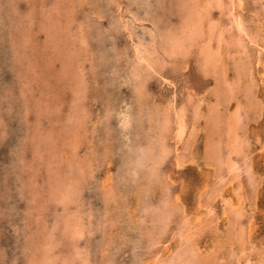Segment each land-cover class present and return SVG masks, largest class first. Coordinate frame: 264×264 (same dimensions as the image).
<instances>
[{
  "label": "rangeland",
  "instance_id": "1",
  "mask_svg": "<svg viewBox=\"0 0 264 264\" xmlns=\"http://www.w3.org/2000/svg\"><path fill=\"white\" fill-rule=\"evenodd\" d=\"M13 1H16V2H13ZM85 1L86 0H75L74 3L68 2L66 4V6L67 7H68V5L70 6L69 11H67L69 18H68V20H66L67 18L65 19V17L61 13L58 14L57 12H55L54 0H0V264H25V263L27 264V257L29 255V253H27V250L24 249L25 243L27 241L38 242L39 239L41 238L39 233L40 232L42 233L41 228H40L42 226L41 223L44 222L45 219H47L45 222L47 223V225L50 226L52 224L51 223L52 220L55 218L54 214H56L57 218H59L60 215L63 213V211L61 210V206L54 205V203H51L50 200L47 199L48 198V185H47L48 179H46V175L48 174V172H50L52 174L53 171H56L58 169H63V170L67 171V168L71 166L70 160L72 158H74L73 157L74 155L72 154V150H71V147H72L71 145H75V150L77 152L76 158L78 157V159L81 160V162L83 164H85V168H87V170H84V171L82 170L83 175H79L81 177V179H80L81 183L80 184H82V190H81L82 192L80 194V197L78 198L77 204H71L69 206V209H71V208L75 209L76 206H78L83 211L84 210L86 211V213L84 211V214H82V216L84 215L83 220H85V222L86 221L88 222V227H89V229H92V230L89 231V234L87 233L86 236H83V237H85V239L83 237H81L78 244L80 245L81 248L83 245L87 246L89 248L88 249V257L91 259L90 264H131L134 261V258L138 257L139 255L142 254V258L145 256V254H143L145 247H143L142 243L138 244V242H136V241H138V237H139V234L137 235L139 229L137 228V226H135L137 223H136V218L134 216V213L136 210L135 205L137 206V202L140 203L141 200L139 201L138 195L136 194L137 189L133 188L134 187V184H133L134 183L133 182L134 177L128 173H125L126 177L122 180L120 178L118 179V177H117V174H122L124 172L123 168H125V162H124L125 159H123V158H125V156H127L125 153L127 151L128 145H132L133 143H136V142L143 140L146 132L148 131L147 130V121H145L146 115L143 112V109H140L138 107L139 106V101H138L139 93H137L134 90V86L132 85L133 83L130 84L131 82H129L128 79H127L128 81L126 80V74H125L126 70L124 71V69H126V67L129 66V65H127L128 63H126V65H125V62H126L125 60L127 59L126 57L130 56L129 58L132 59L133 55H134V54H132V51L134 53L133 45H132V44H134V42L130 37H128V31H127L128 28H127V30L125 29L126 27H125V22H124L125 20L124 19L129 20L130 26L133 25V29L135 27V29H136L135 32L143 33L144 37L146 38L148 35H147L145 30L150 29L149 27L153 28L154 30L165 29V28H168L170 26H171L170 28H175L173 25H176V22L180 19V16L182 15L181 13H183V11H184V6L187 5V1H186V3L184 0H136V1L135 0H129V1L128 0H123V1L122 0H97V1L95 0V2H94V0H92V2H94V3H92L91 0H87L86 2ZM88 1H89V3H88ZM110 1L115 2V4H116L115 10L110 8ZM96 2H100V3H96ZM101 2H102V5H100ZM128 2H130L131 5ZM132 2H134V3H132ZM137 2L139 3V5L137 4ZM155 2H157V3L154 5ZM121 3L123 6L119 5ZM125 3H127V6ZM145 4H147V6H149V5H152V6L147 7V6H145ZM99 5L100 6L104 5V7L102 8L103 9L102 12L104 14L101 12L104 16L101 14V17L99 19H97L93 13V10L98 9L97 7ZM141 5H143V6H141ZM153 5L155 7H153ZM118 6L121 8H119ZM242 6L244 8L243 13L245 12L244 15H246L245 17H246V21L248 22V27H249V29H251L254 32V28H255L256 23H254L253 20L255 21V20L259 19V17H260V19L263 18L264 8H262V9L260 8L259 2L257 0H246V1L244 0ZM93 7H95V8L93 9ZM117 7H118V9H117ZM150 7L152 10L150 9ZM157 7H158V9H157ZM161 7H162V9H159ZM129 8L132 10H129ZM259 8H260V10H259ZM119 9H120V11H119ZM133 9H135V10H133ZM147 9H149L150 11ZM170 9L173 12H171ZM111 10H112V13H110ZM122 10L125 11V13H123ZM167 10H168V12H167ZM129 11H131V12H129ZM139 11H140V13H139ZM151 11H153V12H151ZM159 11H162V12H159ZM217 11L218 10H215V9L212 11L213 12L212 17L216 18L217 15L219 14V18L221 17V20H225L226 19L225 18L226 12L224 11L225 13L222 14L220 12V10L218 11V13H216ZM113 12H114V15H113ZM133 12L135 13V15ZM49 13H50V15H49L50 17L47 16ZM92 13H93V15H92ZM138 13H139V17H138ZM89 14H91L92 16ZM136 14H137V16H136ZM178 14L179 15L181 14V15L179 16ZM28 15H29V19H28ZM56 15H58L57 17L59 19H56ZM105 15H107V16H105ZM115 16H116V18H114ZM125 16H126V18H124ZM134 16L137 17L138 19L135 18ZM152 16H154V17H152ZM158 16H159V18H158ZM82 17L86 18V19H83ZM121 17H123V18H121ZM30 18H32V19H30ZM46 18H49L50 20H48ZM60 18H61V20H60ZM160 18H162V19H160ZM251 18H253V20ZM62 19H64V20H62ZM69 19H72V20H69ZM81 19H82V21H81ZM170 19H171V21H170ZM47 20H48V22H46ZM65 20H66V22H65ZM86 20H88L89 22L88 21L86 22ZM94 20L95 21L97 20V21L95 22ZM84 21L88 24L90 23L89 27L86 28L87 33L84 32V34L86 35V38H85L86 39V43H85L86 49L85 50H84L85 46L83 47L82 45H80V40H82V38L80 37L81 36L80 32L77 31V24L79 22L83 23ZM93 21H94V23H93ZM112 21L114 22V24L111 23ZM10 22H11V24H10ZM44 22H46V23H44ZM107 22H109L111 24H109ZM149 22H151V24H149ZM153 22L155 23V26H153V24H152ZM14 23H15V25L12 27V25ZM106 23H107V25H106ZM259 23L263 24L261 22H259ZM17 24H20V25L17 27ZM93 24H96V25L93 26ZM121 25H122V27H121ZM15 26H16V28H15ZM26 26H28V28ZM52 26H54V27H52ZM108 26H110L111 29ZM61 27H63V28H61ZM64 27L67 29H65ZM90 27H92V28H90ZM107 27H108V29L105 30V28H107ZM95 28H97L98 30H96ZM139 28H141V29H139ZM8 29H11V30H8ZM17 29H19V30L17 31ZM143 29H145V30H143ZM67 30H69V31H67ZM48 31H50V32H48ZM111 31H112V33H111ZM262 31L263 32L261 33V37H258L262 40V42L258 38H257V41L259 43L263 44V46H264V34H263L264 33V26H263ZM65 32H69V33H65ZM117 32H119V33H117ZM121 32H123V33L120 34ZM25 33L29 34V37H31V38L25 37L24 36ZM56 33H57V36H56ZM110 33L112 34V36ZM50 34L54 38H52L50 36ZM68 35L69 36L73 35L72 37H70V39H72V41L69 39ZM115 35H117V36H115ZM13 36L14 37L16 36L15 39L13 38ZM67 36H68V38H67ZM74 36H77L80 39L75 38ZM62 37L65 40L62 39ZM113 37L116 40L112 39ZM25 38H28L29 40L26 41ZM68 39L70 40V42ZM62 40H64V42L67 41L66 42L67 45ZM55 41H56V43H55ZM75 42H77V45ZM122 42H123V44H122ZM62 43L65 45L62 46L63 45ZM68 43L69 44L71 43L70 46ZM77 46H79V47L82 46L83 48L81 51L84 50L85 52H80V54L81 53L82 54L80 55V58H78L79 60L77 59L74 61L71 58L68 59L66 56L68 54H70L71 52H73L72 50H71V52L69 50L72 49L73 47L76 48ZM53 47H56V48L54 49ZM126 47L128 49L125 50ZM247 47H248V51L252 52L253 47L250 45V43H247ZM90 48H92V49H90ZM117 49H119V51ZM90 50H91V52L93 51L94 53L89 52ZM101 50H102V52H101ZM112 50H113V52H112ZM194 50L195 49H192V51H194ZM121 51H124V53H126L127 55L125 54L124 56H122L123 52L121 55ZM192 51H189L188 55L184 56V58L181 55H178L179 57L176 56L177 59L175 58L176 60L174 59V61L172 59L170 60L169 58H166V61L164 62V65H163L164 67L162 66V68L159 69V71H156L157 72L156 74H155V71L154 72L152 71L155 75L153 73L149 74V76L147 77L148 81H146V84H145L146 89L142 90L140 93L142 103H146V104H152L153 103V104L163 105L170 98L172 92H173V94L176 93V99H177L176 101L177 102L185 101L186 95L188 93H190V94H193V96H194V98L192 99L194 104H196L199 101V99L201 100L200 101L201 103L198 105V107H200V110H202V113L207 110V107H208L210 101L213 99V95L211 94L210 88L214 85V77L215 76L213 73H204L203 72L202 68L198 64L199 63V57L197 56V53H196L197 50H195L194 52H192ZM231 51L233 53H237L236 47H232ZM15 52H16V54H15ZM62 53H64V54L62 55ZM83 53H84V55H83ZM86 54H87V56L84 57ZM115 54L116 55L120 54V56L118 55L115 57ZM131 54H132V56H131ZM235 55L238 56L239 54H235ZM122 57H124V58L122 59ZM186 57H188V58H186ZM228 57H229V54L225 52L224 57H223V59H224L223 61L226 63V66L228 65L227 68H230V69H228L229 76L230 75L232 76V75H234V70H233V66L231 64V59L230 58L228 59ZM86 58H88L89 60ZM117 58H118V60H117ZM23 59H25V60H23ZM84 59L86 61H83ZM68 60H71V61H69V63H68ZM81 60H82V62H80ZM119 60L122 62H120ZM30 61H32V62H30ZM226 61L229 63H227ZM116 62H117V64H116ZM185 62H186V64H185ZM79 63H80V65H79ZM33 65H35V66H33ZM175 66H177V67H175ZM254 68L255 69L253 70V76L256 80L254 81L255 83H253L252 86H254V87L257 86L256 87L257 89H255L254 87H251L250 88L251 91L248 92V93H250L249 99L253 100V101H251L252 104L250 105V108H252V111H251V109L247 108L248 120L245 122L246 125H243L239 129V131L241 130V132H243L240 134L245 135V137L248 139L249 148L252 150L251 155H252L253 159L251 160V162L253 164L252 165L253 172L257 176L256 187H253L252 185H250V186L248 185V182L246 181L247 179L245 177L246 175H244L242 173V180L244 183V189L246 190L245 191L246 213L244 214V216L247 217V215L249 216V214H252L251 216H253V219H254L253 221H254V225H255L253 227V229L251 230L250 235L248 236V238L250 239V240L248 239V241L253 243V245L255 246V248H253L251 251H249V252H252L249 254V255H251V260L256 257L255 259L252 260L251 264H254L253 262L256 263V262H258V260H261V259H259L260 254H262V255H260L261 257H264V251L262 253H260L259 247H258L260 245H264V178H263L264 177V151H262V150H264V147H261V145L257 141H255L256 137H259L260 141L264 140V103H263L264 102V82L261 81V84H260V80L257 79L259 68H258V66H254ZM31 69H34L36 71V75L34 77L33 76L31 77V75H29V71ZM84 70H86V71H84ZM120 70L122 71L123 74L121 73ZM72 71H74V72L72 73ZM56 72L57 73L59 72V74H57ZM158 72H160L162 74V76L160 73L158 74ZM121 75L124 77H122ZM66 76H68V77H66ZM80 76H82L81 82H82V85H84L83 86L84 91L78 95L80 97L78 98L77 102L79 101V104L81 105L80 108L82 109L84 107L82 110L85 109L87 111V113H86L85 117H82L83 126H82V128H80L82 130V133L80 131V134L77 135V137H75L76 134L74 133L73 128H70V126H68L69 122H67L66 120H67V115L74 114V113H71V111L73 110L72 109L73 107L71 106V104L73 103L75 98L78 96H75V93H73V88H74V84H75L74 82ZM162 77H164V78L162 79ZM64 78H65V80H64ZM122 78H123V80H122ZM169 78H170V80H168ZM84 80L86 82H84ZM91 80H92V82H90ZM59 81H60V83H59ZM64 81H66V82L64 83ZM34 82H36V83L34 84ZM257 82H259V85ZM92 84H93V86H92ZM22 86H23V88H22ZM43 87H44V89H43ZM243 87H244V85H243ZM204 88H205V90H204ZM207 88H208V90H207ZM252 88H253V90H252ZM57 89H59V90H57ZM64 90H65V92H64ZM206 90H207V92H205ZM133 91L136 94H134ZM255 92H257V93H255ZM144 93H146V94H144ZM207 93H208V95H207ZM37 94H39V95H37ZM201 95H202V97L199 98ZM242 95L245 96L246 95L245 92H240V94H239V97L241 98L240 100H242L244 98V97H242ZM44 96H45V98H43ZM133 96H135V98L137 97L136 100L134 99ZM179 97H183V98L179 99ZM245 98H247V95L245 96ZM256 98H257V100H256ZM42 99H44V100H42ZM128 99H129V101H128ZM69 100L71 103L69 102ZM115 100H118L119 102H115ZM133 101H134V103H132ZM44 102H47V103L44 104ZM128 102L130 103L129 104L130 106L127 105ZM242 102H243V100H242ZM49 105H51V106H49ZM103 105H105V106L103 107ZM106 105H108V106H106ZM126 105H127V108H126L127 110L122 109V108H125ZM259 105H260L261 109H258V108H260ZM232 106H233V101L230 102V104L227 106L226 110L231 111L233 108ZM135 107H136V109H135ZM108 108H111V109H108ZM117 108H119V109L117 110ZM192 108H194V105L191 106V104H188V109H187L188 110L187 111L188 123H190L189 121L191 120V117H192V115L190 114V112L192 113ZM220 108H221V106H220ZM104 111H106V112H104ZM116 111H118L120 113H118ZM121 111L123 113L124 112L129 113L130 115L132 114L131 115L132 119L130 120L129 125L126 126L125 128H122L121 127L122 125L120 123V119H121L120 116L122 115ZM258 111L261 113H259ZM115 112L117 114H119L120 116L119 115L117 116V114L115 115ZM251 113H252L253 119L251 118ZM107 115H108V117H106ZM202 117L204 118V116H202ZM203 118L200 117L201 120L199 119L196 122L197 125L195 124V126L196 127L198 126L199 129L197 128V130H198L196 133L197 135L196 134L194 135L196 138L194 137L191 140V142H193V141L194 142L192 143L190 151L188 150L189 152H186L187 149L184 150V148L182 147V144H179V146H178V149H179L178 152L183 153L184 155L188 153L187 155H185L186 156L185 157L186 161L184 162L185 164L183 163L182 166H180V167H176L175 165H173L174 164V162H173L174 157L173 156L176 153L174 148H173V150L170 149L169 150L170 152H168L167 153L168 155L164 158V160L167 162H165L163 160L164 163L162 162V164H161V170H164V171L168 172L169 174L170 173L172 174L171 178H172L173 183H174V184L172 183L173 184V186L171 187V189H173L172 191L178 192V190H179V195H181V200L185 204L186 208H188V210H193V211L195 209V202L197 200L198 192L201 193L203 190L204 178H207V182H208L207 186L208 187L213 186L215 184V182H217V180H215L216 176H214V175H215V173L218 172V169L214 165L210 166L209 163H211V160H209V158L206 157L207 153L205 154V152H206V151H204L205 149L202 150V148H203L202 145H204L205 143H208L210 139L214 138V136H216L214 139L217 142H218V140L216 138L218 137V139H220L219 135L224 137V135L219 133L218 135H214V136L211 135L208 138L206 136V138H205V135H206L205 133L207 132V129L205 128L206 125L204 123ZM87 120H89V121H87ZM98 120L100 121L99 122L100 124L98 123ZM142 120H143V122H142ZM88 122H90V123H88ZM249 122L252 124H250ZM60 123H62V125ZM94 124H97V126L96 125L94 126ZM91 126H93L92 129H91ZM139 127H141V128H139ZM138 129H140V130H138ZM108 130H110V131H108ZM245 131L247 132V134L245 133ZM49 135H51V136H50V138H48L49 141H47V139H45L44 137L45 136L48 137ZM171 136H172V134L170 133L168 135V143L170 145H173L174 138H173V136L172 137ZM185 136L186 137L184 138V140H188V139H186L187 135H185ZM75 138L77 140L76 144H75ZM118 139L120 140V142ZM68 141H69V143H68ZM102 141L104 144L102 143ZM219 142H221V139L219 140ZM49 143L52 144L50 151L46 150V148L50 145ZM107 144L109 146L110 145L111 146L109 147ZM43 145H45L44 147H46V148H44ZM58 148H60V149H58ZM63 148H64V150H63ZM54 149H56V150L54 151ZM94 149H95V152H94ZM180 149H181V151H180ZM57 150H59V151H57ZM80 151H81V153H80ZM171 151H173V152H171ZM19 154L21 155L22 158H20ZM91 154H92V156L90 158V156H88V155H91ZM111 155H112V157H111ZM170 155H172V156L170 157ZM69 156L71 159L69 158ZM187 156H189V157H187ZM201 157L203 159H201ZM187 158H189V159H187ZM25 160H26V162H25ZM58 160H60V161H58ZM82 160H84V161H82ZM168 160H170V161H168ZM30 161H32V162H30ZM108 161H110V162H108ZM22 162H25V163H23L24 165L21 164ZM37 162H39V163H37ZM46 163H48V165ZM14 164H17V165H14ZM25 164H26V166H25ZM87 164H89L88 167H87ZM163 164H164V166H163ZM30 166L32 167V169ZM58 166H59V168H58ZM92 166H93V168H92ZM21 167H22L23 171L19 170V169H21ZM51 167H52V169H51ZM72 167H76V165L74 164V166H72ZM119 167H121L120 168L121 170L119 169ZM212 167H216L215 170ZM34 168L36 170H34ZM107 168H109L111 170V172H113V174H114V177H115L114 181L116 182L115 186H117L119 189L122 190L120 195L115 196L117 199V208H115V211H114V213L115 212L117 213V216H119L120 214H121V216L118 217V220L114 222L115 224L113 226L107 225V228L110 229V231L107 229L108 232L105 229H100L99 223L97 225H95L96 224L95 218L91 219L92 217L88 216V214H89L88 212H92L94 217L95 216L97 217V215L100 214L102 208L105 206V204L102 200V197L100 195L101 191H100L99 185H100V178L104 176V172ZM25 169H26V171H25ZM174 169H176V170H174ZM38 170H40V171H38ZM92 170L94 172H92ZM213 170L216 172H213ZM120 171H121V173H120ZM75 172L76 171H73V173H75ZM89 173H90V176H89ZM40 174H41V176H40ZM212 174H214V175H212ZM29 175H30V178H29ZM32 175L35 177H33ZM31 177H32V179H31ZM40 177H42V178H40ZM33 178H35V180ZM21 179H23V180H21ZM85 179L87 180V182ZM180 180H181V183H180ZM39 181H40V183H39ZM83 182L85 184H83ZM117 182H118V184H117ZM37 183H39V184H37ZM131 183L133 184V187H130ZM95 184H97L99 187L97 185L95 186ZM215 186H216V184H215ZM43 187H44V189H43ZM97 188L99 189L100 192H98ZM252 188L253 189L256 188V190L255 189L253 190ZM45 190L47 191V193ZM209 191L210 190H208V192ZM228 191L229 190L227 189L223 193L227 194ZM44 193H46V194H44ZM32 195H34V196H32ZM45 195H47V196H45ZM126 195H128V196H126ZM35 196H37L38 198H35ZM206 196H207L206 194H205V196L203 195V197H205V198H206ZM253 196H256L255 199ZM29 197H30V199H29ZM140 197H141V199H143L142 196H140ZM212 199H213L212 202L215 205L217 204L216 206L214 204H212V205H214V208L216 209V215L214 216V218L217 221H211V223L212 224L217 223L216 224L217 226H215V228L212 229V227L210 225V227H208L209 228L208 229L207 225H205L207 230L202 229L201 232H199L202 236L200 234H198V236L196 238L197 243H198L197 245L200 247V250H202L204 254H206L209 250L214 249L217 252L215 255H218L221 257V260H220L221 263H218V264H229V263H227L228 259L230 258L229 257L230 255L228 252L229 246H228V244L227 245L223 244V243H226V242H224V240L228 234V225H227L228 223L219 214L220 208L222 206V202L220 201V196H217V197H215V199L214 198H212ZM35 201L37 202V204H39V206L37 204H35L36 203ZM81 202H82V204H81ZM111 203L112 202H109V205ZM249 203L253 204V207H252L253 209L251 208V206L248 205ZM34 204H35V206H33ZM256 205H259V206L257 207ZM36 206L38 207L37 211H36V208H37ZM41 206H43V207H41ZM52 206H55V207H52ZM110 206L114 207L115 205H114V203H112ZM34 207H36V208H34ZM82 207H84V208H82ZM134 207H135V209H134ZM48 208H50V209H48ZM261 208L263 209L262 211H260ZM51 209H53L52 210L53 212H51ZM121 209H123V210H121ZM45 210L50 211V213L46 212ZM128 211H129V214L127 213ZM130 211H131V213H130ZM125 213H126V215H125ZM39 215L40 216L43 215V216L40 217ZM127 215H130V216H127ZM52 216H54V218ZM244 216H243V222L245 221L244 225L246 226L247 225L246 217H244ZM131 219H134V220L132 222H129V220H131ZM209 219L210 218L206 219V221H208L207 223H210ZM89 220H91L92 223L89 222ZM126 220H128V222L130 223L129 226L126 225V224H128L126 222ZM54 221H55V219H54ZM133 222H134V224H133ZM89 223H90V225H89ZM224 226L226 228H224ZM126 227H127V229H126ZM218 227H219V229H218ZM34 230H37V231H34ZM57 230H59V229H57ZM216 231L219 233H217ZM221 232H222V234H221ZM102 233L104 234L103 238H102V235H103ZM125 233H127V234H125ZM35 234L37 236H34ZM214 234H216V235H214ZM225 234H226V236H225ZM218 235H219V237H218ZM222 236L224 238L220 239V237H222ZM27 237H28V239H27ZM58 237L56 238V242H55L56 245L54 244L55 248H54L53 252L54 253L58 252V254H67L68 249H69V245H67L69 242V239H65L62 236H60L61 238L65 239V240H63V239L58 240L59 239ZM86 237H87V239H86ZM130 238L131 239L134 238V240L133 239L131 240ZM210 238H211V240L214 241V243H213V241L210 240ZM128 239H130V240H128ZM103 240H105V241L108 240L107 242H110V243H109V246H107V247L108 248L112 247V249H113L112 252H109L108 251L109 249L107 248L108 254H110L109 256L106 255L107 254L106 250L105 251L103 250V252L100 251V248H103L101 245V244H103ZM218 240L219 241L221 240V242H222V244H221V242H219L220 243L219 248L216 247V245L219 246ZM130 241H132V243ZM259 241L262 242V244L259 245ZM129 242H130V244H129ZM134 242L136 244H138V246H135ZM85 243H86V245H85ZM87 243H91V244H87ZM215 243H216V245H215ZM61 244H62V246H60ZM211 244H212V246H211ZM63 246H65V247H63ZM116 246H119L120 248L119 247L115 248ZM221 246H222V248H221ZM233 247H237V246L234 245ZM216 248H218L217 249L218 251L216 250ZM117 249H119V250H117ZM35 250L38 251L37 248ZM119 251L121 253H119ZM104 252L106 254H104ZM91 254H92V258L90 257ZM102 254H104L105 256ZM252 254H253V256H252ZM112 255H114V256H112ZM215 255H213L210 258V262L212 264H217L215 261V258H216ZM104 257H106L108 260ZM111 257H112V259H111ZM213 258H214L215 262L212 261ZM230 264H232V263H230ZM240 264H243L242 261Z\"/></svg>",
  "mask_w": 264,
  "mask_h": 264
},
{
  "label": "bare ground",
  "instance_id": "2",
  "mask_svg": "<svg viewBox=\"0 0 264 264\" xmlns=\"http://www.w3.org/2000/svg\"><path fill=\"white\" fill-rule=\"evenodd\" d=\"M184 1H185V3L187 1V5L184 6V11H183V13H181L182 15L180 14L181 15L180 16L178 14L180 16V19L179 20L177 19L178 21L176 22V25H173L175 28H170L171 26L168 27V28H165V29H156V30H154L151 27H149L150 29H146L145 28L146 30L145 29H143V30H145L147 35H148L146 38L144 37L143 33L135 32L136 29H135V27H134L135 30L133 29V25L132 24H131L132 26H130L129 20H127V19H124L125 21L123 20L125 22V27H126L125 29L127 30V28H128V30H127L128 31V37H130L133 40V42H134V44H132L133 45V50H134V53L132 51V54H134L133 58L131 57L132 59H130L129 58L130 56H129V57H126L127 58L126 60L124 59L126 61L125 65H126V63H128L127 65H129V66L126 67V69H124V71L126 70L125 71L126 72L125 73L126 74V80L128 79L129 82H131L130 84L133 83L132 85L134 86V90L137 93H139V96H138L139 106L138 107L140 109H143V112L146 115L145 116L146 117L145 121H147V130H148L146 132L145 137H144L143 140H141L139 142H136V143L132 142L133 143L132 145H128L127 144L128 148H127V151L125 153L127 156H125V158H123V159H125V161H124L125 162V168H123L124 172L122 174H117L118 179L120 178L121 180L126 177L125 173L131 174L134 177L133 178L134 187H133L132 183H131V185L130 184L129 185H130V187H133L134 189H137L136 194L138 195L139 201L141 200L140 203L136 201L137 202V206L135 205L136 210H135L134 216L136 218V223H137V224L135 223L136 224L135 226H137V228L139 229V231L137 233V235L139 234V237H138V241H136V242H138V244L142 243L143 247H145L144 248L145 250H144V253H143V254H145V256L142 258V254L139 255L138 257L134 258V261L131 264H212L210 262V258L213 255H215L217 252L213 249V250H209L207 252L208 254L207 253L204 254L203 251L200 250V247L197 245L198 243H197V239L196 238H197L198 234H200L199 232H201L202 229L207 230L205 225H207V228L210 227V225H211L212 229H214L215 226H217L216 225L217 223H214V224L211 223V221H217L214 218V216L216 215V209L214 208L215 204L212 202L213 201L212 198L215 199V197H217V196H220V201L222 202V206L220 208L219 214L228 223L227 224L228 225V234L226 233L227 236L225 234L226 237H225V240H224V242H226V243H223V244H226V245L228 244V246H229L228 252H229V255H230L229 257L230 258L228 259L227 263H229V264L230 263H232V264H240L241 261H242L243 264H251L252 260L255 259L256 257L255 258L252 257L253 259L251 260V255H249V254L252 253V252H249V251H251L253 248H255V246L253 245V243L248 241V239H249L248 236L250 235L251 230L253 229V227L255 225H254V221H253L254 220L253 216H251L252 214H249V216L247 215V217L244 216V214L246 213V204H245V202H246L245 191L246 190L244 189V183H243V180H242V173L244 175H246L245 177L247 179L246 181L248 182V185L249 186L252 185L253 187H256L257 176L253 172V167H252L253 164L251 162V160L253 159V157L251 155L252 154V150L249 148L248 139L245 137V135L240 134V133H243V132H241V130L239 131V129L243 125H246L245 122L248 120V118H247L248 117L247 108L251 109V111H252V108H250V105L252 104L251 101H253V100L249 99L250 93H248V92L251 91L250 90L251 87H254V86H252V84L255 83L254 81L256 80L254 78V76H253V70L255 69L254 66H258V68H259L258 69V78L257 79L260 80V84H261V81L264 82V46H263V44H261V43H259L257 41V38L261 37V33L263 32L262 30H263V26H264V16L261 19L259 17V19L255 20V21L253 20V18H251L253 20V22L256 23L255 24V28H254V32H253L248 27V22L246 21V17H245L246 15H244L245 12L243 13L244 8H243L242 5H243V1L244 0H184ZM257 1L259 2L260 8L261 9L264 8V0H257ZM13 2H16V1H13ZM54 2H55L54 3L55 12H57L58 14L61 13L65 17V19L67 18L66 20H68L69 15H68L67 11H69V7L70 6L68 5V7H67L66 4L68 2L69 3H74L75 0H54ZM91 2H92V0H91ZM94 2H95V0H94ZM94 2H92V3H94ZM88 3H89V1H88ZM96 3H100V2H96ZM128 3L130 4V2H128ZM132 3H134V2H132ZM156 3L157 2H155L154 5ZM125 4L127 6V3H125ZM137 4L139 5L138 2H137ZM100 5H102V2H101ZM100 5L97 7L98 9L93 10V13H94V15L96 16L97 19H99L101 17V14L103 13L102 12L103 11L102 8L104 7V5L103 6H100ZM119 5H122V3L119 4ZM154 5H153V7H155ZM141 6H143V5H141ZM145 6H147V4H145ZM149 6H152V5H149ZM149 6H147V7H149ZM118 7H117V9H118ZM94 8L95 7H93V9ZM110 8L115 10L116 4H115L114 1H110ZM119 8H121V7H119ZM260 8H259V10H260ZM150 9H151V7H150ZM157 9H158V7H157ZM159 9H162V7L159 8ZM214 9L218 10V11L220 10V12L222 14H224L226 12V14H225L226 15V17H225L226 19L225 20H221V17L219 18V14L217 15L216 18L212 17V14H213L212 11ZM129 10H132V9L129 8ZM133 10H135V9H133ZM147 10H149V9H147ZM119 11H120V9H119ZM218 11L216 13H218ZM122 12L125 13V11H123V10H122ZM129 12H131V11H129ZM151 12H153V11H151ZM159 12H162V11H159ZM167 12H168V10H167ZM171 12H173V11L171 10ZM93 13H92V15H93ZM110 13H112V10H111ZM139 13H140V11H139ZM139 13H138V17H139ZM49 15H50V13L47 16L50 17ZM89 15H91V14H89ZM113 15H114V12H113ZM134 15H135V13H134ZM57 16L58 15H56V19H59ZM105 16H107V15H105ZM116 16L114 18H116ZM136 16H137V14H136ZM152 17H154V16H152ZM121 18H123V17H121ZM124 18H126V16ZM135 18H137V17H135ZM158 18H159V16H158ZM28 19H29V15H28ZM30 19H32V18H30ZM46 19L50 20L49 18H46ZM83 19H86V18H83ZM160 19H162V18H160ZM48 20L46 22H48ZM60 20H61V18H60ZM62 20H64V19H62ZM66 20H65V22H66ZM69 20H72V19H69ZM88 20H86V22ZM81 21H82V19H81ZM94 21H93V23H94ZM170 21H171V19H170ZM46 22H44V23H46ZM86 22L85 21L83 23L79 22L77 24V31L80 32V35H81L80 37L82 38V40H80V45H82L83 47L85 46L84 50L86 49V45H85V43H86V39H85L86 35L84 34V32L87 33L86 32V28H88L89 24H90V23L88 24ZM259 22H261L263 24H260ZM107 23H109V22H107ZM107 23H106V25H107ZM111 23L114 24L113 21ZM111 23H109V24H111ZM10 24H11V22H10ZM149 24H151V22H149ZM152 24H153V26H155L154 22ZM14 25H15V23L12 25V27ZM19 25L20 24H17V27ZM95 25L96 24H93V26H95ZM26 27L28 28V26H26ZM52 27H54V26H52ZM108 27L110 28V26H108ZM108 27L105 28V30L108 29ZM121 27H122V25H121ZM15 28H16V26H15ZM61 28H63V27H61ZM90 28H92V27H90ZM97 28H95V29L98 30ZM65 29H67V28H65ZM139 29H141V28H139ZM8 30H11V29H8ZM18 30L19 29H17V31ZM50 31H48V32H50ZM67 31H69V30H67ZM65 33H69V32H65ZM111 33H112V31H111ZM117 33H119V32H117ZM122 33L123 32H121L120 34H122ZM24 36L25 37H29V34L25 33ZM50 36H51V34H50ZM56 36H57V33H56ZM68 36H67V38H68ZM72 36H69V39ZM111 36H112V34H111ZM115 36H117V35H115ZM15 37L13 36L14 39H15ZM74 37L80 39L77 36H74ZM29 38H31V37H29ZM52 38H54V37H52ZM25 39H26V41L29 40L28 38H25ZM62 39H64V38L62 37ZM112 39H115V38L113 37ZM258 39L261 40L260 38H258ZM64 40H62V41L64 42ZM70 40L72 41V39H70ZM70 40H69V42H70ZM66 42H64V43H66ZM261 42H262V40H261ZM55 43H56V41H55ZM75 43L77 45V42H75ZM247 43H250V45L253 47L252 52L248 51ZM70 44H69V46H70ZM122 44H123V42H122ZM64 45L65 44H63L62 46H64ZM66 45H67V43H66ZM82 46H80V47L77 46L76 48H74L75 46L73 48L71 47L72 49H70L69 51L71 52V50H72L73 52L68 54L66 57L68 59L71 58L74 61L77 60L78 58H80V55L82 54V53L80 54V52H85L84 50L81 51L82 48H83ZM232 47H236L237 53H233L231 51ZM53 48L55 49L56 47H53ZM90 49H92V48H90ZM126 49H128V48L126 47L125 50ZM192 49L197 50L196 53H197V56L199 57V63L198 64L202 68L203 72L204 73H213L214 76H215L214 77V85L210 88L211 89V94L213 95V99L210 101L208 107L206 106L207 110L202 113V110H200V107H198V105L201 103L200 102L201 100L199 99V101L196 104H194L193 101H192L194 96H193V94H190V93H188L186 95V100L185 101L177 102L176 101L177 100L176 99V93L173 94V92H172L170 98L163 105H161V104L158 105V104H153V103L152 104L142 103L140 93H141L142 90L146 89L145 84H146V81H148L147 77L149 76V74H152L154 71H155V74H156L157 73L156 71H159V69H161L162 66L164 65V62L166 61V58H169L170 60L172 59L173 61H174L175 58L177 59V57H179L178 55H181L184 58V56L188 55L189 51H192ZM117 50L119 51V49H117ZM194 51H192V52H194ZM89 52H91V50ZM101 52H102V50H101ZM112 52H113V50H112ZM122 52H123V55H122ZM225 52L229 54L228 59L229 58L231 59V64H232L233 70H234V75H232V76L231 75L229 76L228 69H230V68H227L228 65L226 66V63L223 61L224 60L223 57H224V53ZM91 53H94V52L92 51ZM15 54H16V52H15ZM63 54L64 53H62V55ZM125 54L126 53H124V51H121V55L122 56H124ZM132 54H131V56H132ZM235 54H239V55L236 56ZM83 55H84V53H83ZM118 55L120 56V54H118ZM118 55L115 54V57L118 56ZM86 56H87V54L84 57H86ZM123 58L124 57H122V59ZM186 58H188V57H186ZM86 59H88V58H86ZM23 60H25V59H23ZM117 60H118V58H117ZM69 61H71V60H68V63H69ZM83 61H86V60L84 59ZM30 62H32V61H30ZM80 62H82V60ZM120 62H122V61H120ZM227 63H229V62H227ZM116 64H117V62H116ZM185 64H186V62H185ZM79 65H80V63H79ZM33 66H35V65H33ZM175 67H177V66H175ZM84 71H86V70H84ZM73 72L74 71H72V73ZM121 73H122V71H121ZM159 73L160 72H158V74ZM57 74H59V72ZM29 75H31V77L32 76L34 77L36 75V71L34 69H31L29 71ZM161 76H162V74H161ZM66 77H68V76H66ZM122 77H124V76H122ZM81 78H82V76H80L74 82L75 84H74V88H73V93H75V96H78L81 92L84 91V87H83L84 85H82ZM163 78L164 77H162V79ZM64 80H65V78H64ZM122 80H123V78H122ZM168 80H170V78ZM65 82L66 81H64V83ZM84 82H86V81L84 80ZM90 82H92V80ZM35 83L36 82H34V84ZM59 83H60V81H59ZM257 83L259 85V82H257ZM243 85H244V87H243ZM92 86H93V84H92ZM256 87H254V88L257 89ZM22 88H23V86H22ZM43 89H44V87H43ZM57 90H59V89H57ZM65 90H64V92H65ZM204 90H205V88H204ZM207 90H208V88H207ZM207 90L205 92H207ZM252 90H253V88H252ZM240 92H245V94L247 95V98H245L246 95L245 96L242 95V97H244L242 99L243 102H242V100H240L241 98L239 97ZM133 93L136 94L134 91H133ZM255 93H257V92H255ZM144 94H146V93H144ZM37 95H39V94H37ZM207 95H208V93H207ZM135 96H133V97L136 100L137 97L135 98ZM79 97L80 96L76 97L75 100L73 101V103L71 104V106L73 107L72 108L73 110L71 111V113H74V114L67 115V120H66L67 122H69L68 126H70V128H73V131L76 134L75 137H77V135L80 134V131L82 133V130L80 129L83 126L82 117H85V115L87 113V111L85 109L82 110L84 107L82 109L80 108L81 105L79 104V101L77 102ZM201 97H202V95L199 98H201ZM43 98H45V96ZM180 98L182 99L183 97H179V99ZM42 100H44V99H42ZM256 100H257V98H256ZM128 101H129V99H128ZM231 101H233L232 110L231 111L230 110H226L227 106L230 104ZM69 102H70V100H69ZM115 102H119V101L115 100ZM45 103H47V102H44V104ZM132 103H134V101ZM129 104L130 103L128 102L127 105H129ZM188 104H191V106L194 105V108H192V113L190 112V114L192 115L191 120L189 121L190 123H188V121H187ZM127 105H126L125 108H122V109H126ZM49 106H51V105H49ZM104 106L105 105H103V107ZM106 106H108V105H106ZM220 106H221V108H220ZM259 107H260V105H259ZM108 109H111V108H108ZM118 109L119 108H117V110ZM135 109H136V107H135ZM258 109H261V107L258 108ZM104 112H106V111H104ZM116 112H118V111H116ZM116 112H115V115L117 114ZM118 113H120V112H118ZM259 113H261V112H259ZM118 115L119 114H117V116ZM131 115L129 113H126V112H124V113L122 112L121 116L119 115L121 117L120 123L122 125L121 126L122 128H125L126 126L129 125L130 120L132 119ZM202 116H204V118ZM106 117H108V115ZM200 117L204 119V123L206 125L205 128L207 129V132L205 133L206 134L205 138H206V136L208 138L211 135L214 136V135H218L219 133L224 135V137L219 135V137L221 139V142H219L220 139H218V137H217L216 139L218 140V142H219L218 143L214 139L216 136H214L213 139L209 138L210 140H209L208 143H205L204 145H202L203 146L202 150L205 149L204 150V151H206L205 154L207 153L206 157L209 158V160H211V163H209L210 166L214 165L218 169V172L215 173V175L212 174V175L216 176L215 180H217V182H215L216 186L214 184L213 186L208 187L207 186V184H208L207 178H204L203 190H202L201 193L198 192L197 200L195 202V209L193 211V210H188V208H186L185 204L181 200V195H179V190H178V192H173L172 191L173 189H171V187L174 184L173 180L171 178L172 174L171 173L169 174L168 172H166L164 170H161V164H162L164 158L168 155L167 153L170 152L169 150L170 149L173 150V148H174L176 153L173 156L174 157V161H173L174 164L173 165H175L176 167L182 166V164L186 161L185 160V157H186L185 155H187L188 153L184 155L183 153L178 152V150H179L178 146H179V144H182V147L184 148V150L187 149L186 152L190 151L192 143L194 142V141L191 142V140L195 137L194 135L198 131L197 130L198 126L196 127L195 124L197 125L196 122L200 119ZM252 117L253 116H252V113H251V118ZM99 120H98V123L100 122ZM87 121H89V120H87ZM142 122H143V120H142ZM88 123H90V122H88ZM60 124L62 125V123H60ZM250 124H252V123H250ZM95 125L97 126V124H94V126ZM141 127H139V128H141ZM92 128H93V126H91V129ZM138 130H140V129H138ZM108 131H110V130H108ZM246 131H245V133L247 134ZM170 133L172 134V136L174 138L173 145H170L168 143V135ZM185 135H187L186 139H188L190 142L188 140H184V138L186 137ZM50 136L51 135H49L48 137L45 136L44 138L47 139V141H49L48 138H50ZM255 141H257L261 145V147H264V140L260 141L259 137H256ZM119 142H120V140H119ZM68 143H69V141H68ZM76 143H77V140L75 138V144ZM102 143H103V141H102ZM44 146L45 145H43V147ZM71 146H72L71 150H72V154L74 155L73 156L74 158L71 159L70 156H69V158L71 159L70 160V165L71 166L69 165L70 167L67 168V171L63 170V169H58L56 171H53L52 174L50 172H48V174L46 175V179H48L47 180V183H48L47 184L48 185V198L47 199H49L51 203H54V205L61 206V210L63 211V213L60 215L59 218H57V215L54 214L55 218H54V216H52V217L55 219V221L53 219L52 222H51L52 224L50 226L47 225V223L45 222L47 219H45L44 222L41 223L42 226L40 228H41L42 233L41 232L39 233L41 238L39 239L38 242H36V241L35 242L27 241L25 243L24 249L27 250V253H29V255L27 257V264H90V262H91L90 261L91 259L88 257V249L89 248L87 246H84V245L81 248L80 245L78 244L80 238L83 237V236H86V234L87 233L89 234V231L92 230V229H89L88 222L87 221L85 222V220H83V216L84 215L82 216V214H84L85 210L83 211L78 206H76L75 209H72V208L69 209V206L71 204H77L78 198L80 197V194L82 192L81 191L82 190V184H80L81 183V180H80L81 177L79 175H83L82 170L83 171L87 170V168H85V164H83L81 162V160L78 159V157L76 158L77 152L75 150V145H71ZM51 147H52V144H50L47 148L46 147H44V148H46V150L50 151ZM58 149H60V148H58ZM55 150L56 149H54V151ZM63 150H64V148H63ZM57 151H59V150H57ZM180 151H181V149H180ZM262 151H264V150H262ZM94 152H95V149H94ZM171 152H173V151H171ZM80 153H81V151H80ZM88 156H90V158H91L92 154L88 155ZM171 156L172 155H170V157ZM189 156H187V157H189ZM111 157H112V155H111ZM20 158H22L21 155H20ZM187 159H189V158H187ZM201 159H203V158L201 157ZM58 161H60V160H58ZM82 161H84V160H82ZM168 161H170V160H168ZM25 162H26V160H25ZM25 162H22L21 164H23ZM30 162H32V161H30ZM108 162H110V161H108ZM165 162H167V161H165ZM37 163H39V162H37ZM46 164L48 165V163H46ZM74 164L76 165V167H72V166H74ZM14 165H17V164H14ZM88 165L89 164H87V167H88ZM25 166H26V164H25ZM163 166H164V164H163ZM216 167H212V168H214V170H215ZM58 168H59V166H58ZM92 168H93V166H92ZM120 168L121 167H119V169ZM31 169H32V167H31ZM51 169H52V167H51ZM19 170H22V167ZM34 170H36V169L34 168ZM174 170H176V169H174ZM214 170H213V172H216ZM25 171H26V169H25ZM38 171H40V170H38ZM73 171H76V172L73 173ZM92 172H94V171L92 170ZM90 173H89V176H90ZM120 173H121V171H120ZM40 176H41V174H40ZM33 177H35V176H33ZM29 178H30V175H29ZM40 178H42V177H40ZM114 178L115 177H114L113 172H111V170L109 168H107L105 170V172H104V176L100 178V185L99 186H100V191L101 192L97 188L98 192L101 193L100 195L102 197V200H103L105 206L102 208V210H101L99 215L96 214L97 217L96 216L94 217L92 212H88L89 213L88 216L92 217V218L90 217L91 219H93V218L96 219V224L95 225H97L99 223L100 226L99 225L98 226L100 227V229H105L107 232H108V230L110 231V229L107 228V225L108 226H113L115 224L114 222L118 220L119 216H121L120 213H119L120 214L119 216H117L116 212L114 213L115 208H117V199H116L115 196L116 195H120L121 192H122L121 189H119L117 186H115L116 182L114 181ZM31 179H32V177H31ZM33 179L35 180V178H33ZM21 180H23V179H21ZM86 182H87V180H86ZM39 183H40V181H39ZM39 183H37V184H39ZM180 183H181V180H180ZM83 184H85V183L83 182ZM117 184H118V182H117ZM96 185L97 184H95V186ZM43 189H44V187H43ZM227 189L229 191L227 192V194H224L223 192L225 190H227ZM254 189L256 190V188H254ZM208 190H210V191L208 192ZM46 193H47V191H46ZM46 193H44V194H46ZM205 194L207 195L206 198L203 197V195L205 196ZM32 196H34V195H32ZM37 196H35V198H38ZM45 196H47V195H45ZM126 196H128V195H126ZM140 196H142L143 199H141ZM253 197L255 199L256 196H253ZM29 199H30V197H29ZM109 202L114 203V205L116 207L115 206L114 207L110 206L112 203L109 205ZM35 204H37V202ZM35 204L33 206H35ZM81 204H82V202H81ZM212 204H214V205H212ZM37 205L39 206V204H37ZM248 205L251 206V208L253 207V204L249 203ZM256 206L258 207L259 205H256ZM36 207H34V208H36ZM41 207H43V206H41ZM52 207H55V206H52ZM135 207H134V209H135ZM82 208H84V207H82ZM37 209H38V207L36 208V211H37ZM48 209H50V208H48ZM52 210L53 209H51V212H53ZM121 210H123V209H121ZM262 210L263 209L261 208L260 211H262ZM46 212L50 213V211H46ZM85 213H86V211H85ZM127 213L129 214V211ZM130 213H131V211H130ZM125 215H126V213H125ZM42 216H40V217H42ZM127 216H130V215H127ZM243 216L246 217V223H247L246 226L244 225L245 221L243 222ZM207 218L211 219V220L209 219L210 223H207L208 222V221H206ZM133 220L134 219H131V220H129V222H132ZM89 222H91V220H89ZM126 222L128 223L126 225L129 226L130 223L128 222V220H126ZM133 224H134V222H133ZM89 225H90V223H89ZM225 226H224V228H226ZM57 229H59L60 231L57 230ZM126 229H127V227H126ZM218 229H219V227H218ZM37 230H34V231H37ZM217 233H219V232H217ZM125 234H127V233H125ZM221 234H222V232H221ZM214 235H216V234H214ZM34 236H37V235L35 234ZM60 236H62L65 239H69V242L67 244V245H69V249H68V253L67 254H58V252L57 253L53 252V250L55 248L54 244L56 245V243H55L56 242V238L58 237L59 238L58 240L63 239ZM103 236H104V234L102 235V238H103ZM218 237H219V235H218ZM83 238L85 239V237H83ZM221 238H224V237L222 236V237H220V239ZM27 239H28V237H27ZM65 239H63V240H65ZM86 239H87V237H86ZM130 239H128V240H130ZM132 239L134 240V238H132ZM210 240H211V238H210ZM107 241L108 240H106V241L103 240V244H101L103 248H100V251L103 252V250L104 251L106 250L107 254L105 252H104V254L109 256L110 254H108V251L112 252L113 249H112V247H110V248L107 247V246H109V243H110V242H107ZM211 241H213V240H211ZM130 242L132 243V241H130ZM130 242H129V244H130ZM219 242H221V240L220 241L218 240V243ZM213 243H214V241H213ZM87 244H91V243H87ZM138 244L135 243V246H138ZM221 244H222V242H221ZM260 244H262V242L259 241V245ZM85 245H86V243H85ZM215 245H216V243H215ZM218 245L219 246L216 245V247L219 248L220 247V243ZM234 245H236L237 247H233ZM60 246H62V244ZM211 246H212V244H211ZM63 247H65V246H63ZM117 247H119V246H116L115 248H117ZM258 247H259L260 253H262L264 251V245H260ZM36 248L38 249V251L35 250ZM107 248L109 249L108 251H107ZM218 248H216V250ZM221 248H222V246H221ZM117 250H119V249H117ZM119 253H121V252L119 251ZM104 254H102V255H104ZM260 255H262V254H260ZM260 255H259L260 258L259 257L258 258L261 259V260H258V262H256V263L253 262L254 264H264V262H263L264 261V257H261ZM112 256H114V255H112ZM215 256H216V258H215L216 263L217 264L221 263L220 262L221 257L218 256V255H215ZM252 256H253V254H252ZM90 257L92 258V254H91ZM104 258H106V257H104ZM111 259H112V257H111ZM212 261H214V258H213Z\"/></svg>",
  "mask_w": 264,
  "mask_h": 264
}]
</instances>
